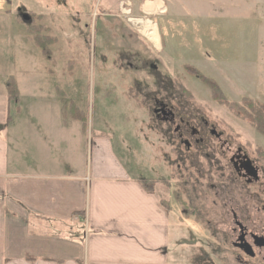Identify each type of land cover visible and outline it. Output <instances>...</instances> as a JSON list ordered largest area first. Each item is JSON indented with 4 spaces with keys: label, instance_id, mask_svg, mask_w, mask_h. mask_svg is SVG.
I'll return each mask as SVG.
<instances>
[{
    "label": "rangeland",
    "instance_id": "374dc122",
    "mask_svg": "<svg viewBox=\"0 0 264 264\" xmlns=\"http://www.w3.org/2000/svg\"><path fill=\"white\" fill-rule=\"evenodd\" d=\"M155 2L163 13L147 12ZM131 20L151 22L156 42ZM4 23L0 76L9 63L21 100L32 72L110 134L139 176L169 182L174 262L264 264V249L251 259L233 247V213L264 235V136L193 74L229 103L264 105V0H0ZM30 28L56 39L51 56Z\"/></svg>",
    "mask_w": 264,
    "mask_h": 264
},
{
    "label": "crops",
    "instance_id": "0c3cea01",
    "mask_svg": "<svg viewBox=\"0 0 264 264\" xmlns=\"http://www.w3.org/2000/svg\"><path fill=\"white\" fill-rule=\"evenodd\" d=\"M1 28L8 39L10 25ZM9 68L0 76V264H177L169 185L148 193L142 181L153 178L63 90L29 82L32 72L14 105L7 83L21 88Z\"/></svg>",
    "mask_w": 264,
    "mask_h": 264
},
{
    "label": "trees",
    "instance_id": "16d2710c",
    "mask_svg": "<svg viewBox=\"0 0 264 264\" xmlns=\"http://www.w3.org/2000/svg\"><path fill=\"white\" fill-rule=\"evenodd\" d=\"M44 31L46 30L39 29L37 31H32V29L30 28L28 32L31 35L32 32L35 34L36 37L34 41L37 48L40 49L42 54L49 57L51 56V50L48 47L54 44L56 42V39H50V37H48L47 39L51 42L47 41L46 38L42 35ZM193 74L210 88L212 97L215 100L219 101L221 104L227 105L231 109L237 110L244 120H248L252 124V127L264 136V105L258 104L257 102L246 98L243 99L240 103H229L223 95L219 85L213 79L204 76L198 71L193 70ZM7 91L9 100L17 106L20 101V95L18 87L13 80H9V82L7 83ZM82 115L83 114L80 112L79 116ZM9 119L11 120V118ZM262 156L264 157V153H262ZM158 183V180L154 179H147L142 181V184L148 193L154 192V188ZM167 184L169 185V182H167Z\"/></svg>",
    "mask_w": 264,
    "mask_h": 264
},
{
    "label": "flooded vegetation",
    "instance_id": "af4514ba",
    "mask_svg": "<svg viewBox=\"0 0 264 264\" xmlns=\"http://www.w3.org/2000/svg\"><path fill=\"white\" fill-rule=\"evenodd\" d=\"M159 115L160 114H163V115H166V111L164 110H159ZM161 111V112H160ZM170 116V115H169ZM166 119H168L166 117ZM192 130H195V129H192ZM197 131H194L193 132V135L196 136ZM245 160V159H244ZM241 168H243L244 170L248 171L250 170V167H249V163H246V160L245 162L242 161L241 163ZM250 173V172H249ZM251 174V173H250ZM240 218H238V216L233 213V220L235 222V225L237 226V229L234 230V233H238V239H237V242L235 244H233V247L236 248L239 252H241L242 254H244L245 256L251 258V259H254L256 258L255 256L254 257H251L249 256L248 254L245 253V249L248 248V246H251L252 249L255 246V240H254V236H257L255 235L254 233L252 232H249V229L245 227V225L239 220ZM258 237V236H257ZM259 238H263L264 239V235L262 237H259ZM252 242V243H251ZM239 245H243L245 246L246 248L244 249H240L238 246ZM248 245V246H247ZM257 248V247H256ZM255 249V248H254ZM264 249V247L262 248ZM253 253L255 254L254 250H253Z\"/></svg>",
    "mask_w": 264,
    "mask_h": 264
},
{
    "label": "bare ground",
    "instance_id": "6f19581e",
    "mask_svg": "<svg viewBox=\"0 0 264 264\" xmlns=\"http://www.w3.org/2000/svg\"><path fill=\"white\" fill-rule=\"evenodd\" d=\"M146 10L150 13H163L157 2L150 3V5L146 7ZM126 14H129V12H126ZM131 22L137 25H143L142 34L153 43L156 42L155 27L151 24V22H145L143 20H131Z\"/></svg>",
    "mask_w": 264,
    "mask_h": 264
},
{
    "label": "water",
    "instance_id": "95a60500",
    "mask_svg": "<svg viewBox=\"0 0 264 264\" xmlns=\"http://www.w3.org/2000/svg\"><path fill=\"white\" fill-rule=\"evenodd\" d=\"M254 240H255V246L258 248H263L264 247V239L263 238H259L257 236H254ZM248 246V245H247ZM240 249H244L246 248L243 245H239L238 246ZM245 253L248 254L251 257H254L255 254L253 253V249L251 246H248V248L245 249Z\"/></svg>",
    "mask_w": 264,
    "mask_h": 264
}]
</instances>
